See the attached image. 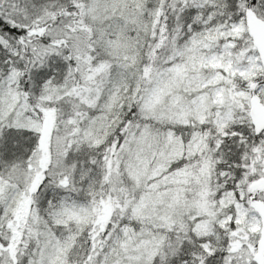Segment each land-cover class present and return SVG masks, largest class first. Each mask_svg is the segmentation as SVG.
<instances>
[{
	"label": "snow or ice",
	"instance_id": "6c2138e0",
	"mask_svg": "<svg viewBox=\"0 0 264 264\" xmlns=\"http://www.w3.org/2000/svg\"><path fill=\"white\" fill-rule=\"evenodd\" d=\"M0 264H264V0H0Z\"/></svg>",
	"mask_w": 264,
	"mask_h": 264
}]
</instances>
